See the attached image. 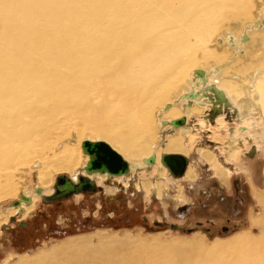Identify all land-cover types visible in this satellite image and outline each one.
<instances>
[{"label":"bare ground","instance_id":"1","mask_svg":"<svg viewBox=\"0 0 264 264\" xmlns=\"http://www.w3.org/2000/svg\"><path fill=\"white\" fill-rule=\"evenodd\" d=\"M263 19L262 0H0V199L18 190L17 174L9 166L11 161L14 166L27 168L34 160L41 161L37 164L41 166L38 185L24 187L21 195L28 201L20 200L18 195V205H13L9 213L26 214L36 201L51 195L53 187L46 185L50 174L68 171L71 181L78 182L80 175L75 170L80 167L84 175L89 161L81 148L85 141L105 143L129 166V173L118 176L86 175L93 181H121L150 166L160 170V177L164 176L166 168L160 161L163 154H159L161 148L155 136V110L169 101L168 110L166 105L162 107L167 110L162 123L179 128V132L167 137L164 152H184V135L190 139L188 128H183L188 119L181 117L185 124L178 127L170 122L180 119V111L188 118L204 111L206 107L198 109L196 100L203 99L199 91L207 86H215L230 103L228 125L239 118L242 122H255L254 126L262 125L264 52H254V48L264 43ZM217 32L221 38L217 45L210 46ZM225 51L232 53L231 58L230 54L226 60L223 58ZM243 57L247 63L251 57L257 58L253 72ZM222 59L220 65H212ZM196 69L204 72L205 85L198 77L194 76L199 81L189 78ZM195 87L198 98L178 96L186 99L178 105L180 110L170 103L173 95L194 91ZM208 105L210 111L211 103ZM233 109L235 116L231 118ZM224 114L217 115L213 123L205 120L210 128L221 129L228 126L221 121ZM204 121H198L196 126L209 128ZM250 125L235 128L233 141L227 146L241 147L242 140L249 143L250 138L240 139L236 132L249 130ZM68 138L73 139L75 146L66 143ZM259 139L264 143V134ZM56 144L61 146L60 151L54 149ZM251 146L256 149L254 156L258 155L256 146ZM238 150L239 147L231 150L232 159ZM151 155L155 161L148 166L146 159ZM201 156L224 178L211 152ZM187 167L188 163L184 174ZM260 201L264 207V199ZM7 215H3L4 220ZM254 225L260 234L234 240L229 261L221 264H264V212ZM115 242L116 238L103 242L107 257L109 247L112 251L113 245L119 244ZM123 244L121 257L126 255L133 260L141 256L134 264L148 263L149 259L156 264L160 261L157 251L151 249L156 246L151 241L134 239ZM60 245L54 249L65 246ZM205 253L210 255L209 250ZM90 256L92 252L82 253L74 264H81ZM68 263L67 259L61 262Z\"/></svg>","mask_w":264,"mask_h":264},{"label":"rangeland","instance_id":"2","mask_svg":"<svg viewBox=\"0 0 264 264\" xmlns=\"http://www.w3.org/2000/svg\"><path fill=\"white\" fill-rule=\"evenodd\" d=\"M262 5L264 6L263 0ZM256 20L258 19L253 21ZM218 34L213 35L210 46L217 45V39L221 38ZM243 43L246 45L247 42ZM263 44L255 45L254 52H264ZM229 54L231 58L232 53L225 51L223 58L226 60ZM241 54H236V57ZM223 60L212 65L218 66ZM242 60L246 62V58L243 57ZM257 64V58L251 57L246 67L252 68L253 72ZM192 74H189V78L193 76L194 81H199ZM199 87L202 88V85ZM194 91H198L196 87ZM188 92H179L177 97L173 95L170 103L178 109V105L186 100L178 96ZM203 99L196 100L197 108L206 107V110L195 118H188L182 111L179 114V118L188 119L183 128L190 129L187 130L190 139H186V134L184 135L185 153H172L188 158L189 168L187 167L186 174L177 179L165 168V175L160 177V170L150 166L127 175L128 179L118 180L119 182L111 178L98 183L99 180L94 179L96 187L101 188L95 193L73 195L52 203L39 199L28 213L12 214L9 213L14 209L12 203L23 193L24 187L29 189L38 185L41 166L37 164L40 165L41 161L30 162L28 168L14 166L11 161L9 166L17 174L15 184L18 190L0 199V264H61L64 259L69 260L68 264H74L80 261L82 253L89 252H92V256L81 264H114L118 261L120 262L117 264H134L133 261L140 255L133 260L126 255L121 257V248L125 247L123 243L134 239L151 241L156 245L151 249L157 251L158 255H155L160 260L158 264H221L229 261V252L235 247L234 240L239 242L250 234L255 237L260 234L259 227L254 222L264 212L260 201L261 198L264 199V143L259 139L264 134V123L261 121L262 125L254 126L255 122H242L239 118L228 125L229 121L224 116L221 121L224 120L228 126L212 129L209 121L205 120L210 105ZM167 102L169 103H162L160 111L159 108L155 110L156 143L161 148L159 154H169L164 152L167 137L179 132V128L173 129L162 123V120H166L163 117L168 110L162 107ZM200 120L207 121L210 129L207 126L198 128L196 124ZM239 125H250L249 130L236 132L240 139L250 138V141L248 143L242 140L241 147L234 144L230 148L229 142L232 143V135ZM65 140L67 144L75 146L73 139ZM250 145H255L259 151L254 158L245 155ZM259 145L263 147H258ZM60 147L56 144L54 149L60 151ZM238 147V154L232 159L231 150L235 151ZM80 152L81 150L80 156L84 157ZM201 152L213 154L215 162L221 166L224 178L218 176L210 164L202 159ZM80 169L77 167L75 170L77 175H82ZM69 174L68 171L50 174V183L46 185L51 189L57 176L70 177ZM4 214L7 215L6 220ZM114 237L117 240L115 243L119 244H114L112 251L109 247L110 256L107 257V245L103 242L108 238L111 242ZM57 245L65 246L56 250L54 247ZM207 250L210 255H206ZM141 264L156 263L149 259L148 263L144 261Z\"/></svg>","mask_w":264,"mask_h":264},{"label":"water","instance_id":"3","mask_svg":"<svg viewBox=\"0 0 264 264\" xmlns=\"http://www.w3.org/2000/svg\"><path fill=\"white\" fill-rule=\"evenodd\" d=\"M264 2V0H263ZM264 23V19H263ZM195 77L202 79V84L205 85L207 80L205 78L204 72L200 69L193 71ZM200 96L206 98L211 103L210 111L205 115V118L213 123L214 118L225 113L226 116H229L228 110L230 108V103L224 96V94L217 89L215 86H207L203 91H199ZM187 97V99H196L198 98V92L190 91L188 94L183 95L182 97ZM169 105H166L167 109ZM231 118L235 116V110L231 112ZM229 118V117H228ZM167 122H163V125H166ZM185 124V119L180 118L170 122V125L173 127L182 126ZM82 150L84 154L89 156V161L86 165L85 174L78 177V182L71 181V178L66 175H60L56 178L53 185V193L49 196L43 197L42 201L45 203H52L56 201H61L68 199L69 197L77 194H89L100 191L101 188L96 187V183L89 179L86 175L92 173H100L110 176H118L122 174L129 173V166L122 157L113 151L108 145L103 142H83ZM256 153L254 146H251L246 156L253 157ZM155 156L151 155L146 159L148 166L154 164ZM161 164L168 170L172 177L180 178L184 175L188 160L180 154H163L161 156ZM20 200L28 201L24 196H20ZM12 205H18V201H14ZM158 225L160 223H157ZM174 228V227H173ZM204 230V228H203Z\"/></svg>","mask_w":264,"mask_h":264},{"label":"flooded vegetation","instance_id":"4","mask_svg":"<svg viewBox=\"0 0 264 264\" xmlns=\"http://www.w3.org/2000/svg\"><path fill=\"white\" fill-rule=\"evenodd\" d=\"M225 118H228V117L225 116ZM247 151H248V149H247Z\"/></svg>","mask_w":264,"mask_h":264},{"label":"crops","instance_id":"5","mask_svg":"<svg viewBox=\"0 0 264 264\" xmlns=\"http://www.w3.org/2000/svg\"><path fill=\"white\" fill-rule=\"evenodd\" d=\"M210 142H212V141L210 140ZM215 144H217V143H215Z\"/></svg>","mask_w":264,"mask_h":264}]
</instances>
